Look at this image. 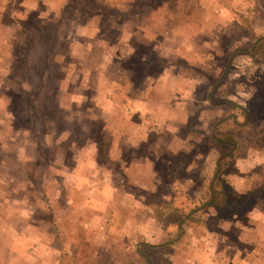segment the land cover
Wrapping results in <instances>:
<instances>
[{
    "label": "rangeland",
    "instance_id": "rangeland-1",
    "mask_svg": "<svg viewBox=\"0 0 264 264\" xmlns=\"http://www.w3.org/2000/svg\"><path fill=\"white\" fill-rule=\"evenodd\" d=\"M0 264H264V0H0Z\"/></svg>",
    "mask_w": 264,
    "mask_h": 264
}]
</instances>
